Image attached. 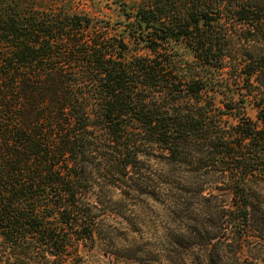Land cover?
<instances>
[{
    "label": "trees",
    "instance_id": "trees-1",
    "mask_svg": "<svg viewBox=\"0 0 264 264\" xmlns=\"http://www.w3.org/2000/svg\"><path fill=\"white\" fill-rule=\"evenodd\" d=\"M112 2L149 54L127 57L112 23L73 0H0V264H85L79 243H94L98 227L88 198L95 168L142 194L133 188L145 175L141 157L158 152L192 172L226 174L245 212L247 179L264 178V93L248 80L257 121L240 109L227 123L238 101L217 107L221 91L180 76L170 49L187 40L193 75L198 65L228 67L230 26L264 42V0ZM255 72L248 62L242 69Z\"/></svg>",
    "mask_w": 264,
    "mask_h": 264
},
{
    "label": "rangeland",
    "instance_id": "rangeland-1",
    "mask_svg": "<svg viewBox=\"0 0 264 264\" xmlns=\"http://www.w3.org/2000/svg\"><path fill=\"white\" fill-rule=\"evenodd\" d=\"M73 2L74 10L95 22L112 23L110 32L123 36L129 45L127 57L149 54L130 39L124 26L127 20L112 0ZM251 31L243 25L230 26L232 59L228 67L198 65L197 75L189 71L196 59L187 40L170 43L180 76L202 77L209 89L221 91L215 94V105L224 111L230 97L238 101L224 118L231 124L237 123L239 113L257 121L252 97H244L251 88L248 80L264 93V59H259L264 58V42L254 41ZM247 62L256 67L252 76L242 73ZM212 95L206 88L205 103ZM242 99H247L244 105L239 102ZM139 171L145 175L133 188L143 189L142 194L125 193L100 169L92 171L88 198L95 207L98 227L94 243H79L85 264H264L263 176L247 179L249 208L245 212L239 206L243 201L231 191L230 179L220 171L192 172L182 163L163 159L158 152L142 156Z\"/></svg>",
    "mask_w": 264,
    "mask_h": 264
}]
</instances>
